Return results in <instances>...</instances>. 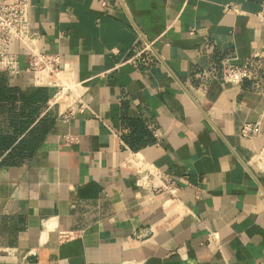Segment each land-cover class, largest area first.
<instances>
[{"label": "crops", "instance_id": "obj_1", "mask_svg": "<svg viewBox=\"0 0 264 264\" xmlns=\"http://www.w3.org/2000/svg\"><path fill=\"white\" fill-rule=\"evenodd\" d=\"M110 1L29 0L32 46L84 87L73 116L23 43L18 74L0 64V264H264V0ZM228 57L254 78L224 83Z\"/></svg>", "mask_w": 264, "mask_h": 264}, {"label": "built area", "instance_id": "obj_2", "mask_svg": "<svg viewBox=\"0 0 264 264\" xmlns=\"http://www.w3.org/2000/svg\"><path fill=\"white\" fill-rule=\"evenodd\" d=\"M99 5L104 14H107L111 8L110 0H99ZM29 8V0H0V64L3 70L18 74L21 70L18 66L17 55L11 52V43L14 40L23 43L30 51L29 65L27 72H36L47 76V86L55 89V95L50 100V106L64 105V116L70 117L76 113L73 106L80 103L82 109V97L85 93L84 87L80 83L68 82L62 70L61 56L59 54H46L35 49L31 42L34 40L33 34L29 32V24L26 19ZM229 10H234L232 6H226ZM195 29H191L189 34L195 35ZM210 43L204 44L205 50L211 49ZM152 52L151 44L146 45L130 58V61L139 58L144 53ZM153 57V56H152ZM254 60H264V52H256L253 55ZM235 58H225L221 66V79L226 84H240L244 80L254 78L255 74L248 64L238 65ZM62 95L58 99L57 96ZM65 96V98H64ZM72 97L73 100H70ZM64 98V100H62ZM79 110V109H78ZM63 115V114H62ZM261 121L248 122L242 125L240 137L244 140L252 139L261 133ZM154 136H157L154 132ZM76 136L68 135L65 137L66 144L77 142ZM131 166L140 175L137 186L155 190L159 194H166L170 199L178 200L180 188L168 175L161 172L151 161L141 160L134 157ZM159 180L160 186L154 185V181ZM63 239H70L72 234L63 232L60 234Z\"/></svg>", "mask_w": 264, "mask_h": 264}, {"label": "trees", "instance_id": "obj_3", "mask_svg": "<svg viewBox=\"0 0 264 264\" xmlns=\"http://www.w3.org/2000/svg\"><path fill=\"white\" fill-rule=\"evenodd\" d=\"M43 93V92H42ZM45 93H43V95H44ZM42 95V96H43ZM129 124L131 125V124H134V123H132V122H129ZM151 138H153V137H151ZM154 142V140L152 139L149 143H153Z\"/></svg>", "mask_w": 264, "mask_h": 264}, {"label": "rangeland", "instance_id": "obj_4", "mask_svg": "<svg viewBox=\"0 0 264 264\" xmlns=\"http://www.w3.org/2000/svg\"><path fill=\"white\" fill-rule=\"evenodd\" d=\"M64 98H65V96H64ZM64 98L62 100H64ZM68 98H70V97H68ZM70 100H73V98L71 97Z\"/></svg>", "mask_w": 264, "mask_h": 264}]
</instances>
